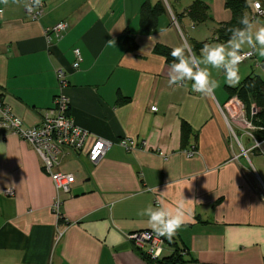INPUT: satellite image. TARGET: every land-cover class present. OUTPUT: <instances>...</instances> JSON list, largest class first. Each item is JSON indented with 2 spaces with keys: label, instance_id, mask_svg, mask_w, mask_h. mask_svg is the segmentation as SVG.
<instances>
[{
  "label": "crops",
  "instance_id": "0c3cea01",
  "mask_svg": "<svg viewBox=\"0 0 264 264\" xmlns=\"http://www.w3.org/2000/svg\"><path fill=\"white\" fill-rule=\"evenodd\" d=\"M143 1L42 0L44 14L32 20L27 0H0V102L26 127L38 125L60 92L62 68L70 112L90 132L87 147L66 152L56 167L75 176L58 216L54 182L35 148L0 128V264H154L137 250L147 246L128 235L152 230L140 213L157 199L174 209L184 198L191 211L164 256L178 249V264H264V139L255 145L256 130L246 126V111L236 116L237 95L229 91L250 75L264 77V57L241 63L235 86L213 70L220 87L211 95L191 82L169 85L171 64L156 46L219 44L216 30L233 12L227 0H204L212 18L196 24L186 11L194 0H163L157 28L145 31ZM246 1L248 14L254 1L264 4ZM60 21L68 28L49 45L45 31ZM252 21L264 26V15ZM126 36L135 49L126 48ZM75 47L83 54L77 70ZM97 138L115 144L93 164L88 147ZM121 138L143 139L146 147L126 151ZM190 148L197 151L191 157ZM11 187L14 195L3 193Z\"/></svg>",
  "mask_w": 264,
  "mask_h": 264
},
{
  "label": "built area",
  "instance_id": "2783aa9c",
  "mask_svg": "<svg viewBox=\"0 0 264 264\" xmlns=\"http://www.w3.org/2000/svg\"><path fill=\"white\" fill-rule=\"evenodd\" d=\"M253 9V17L257 18L264 15V4L262 2L254 1ZM44 11L43 2L42 7L34 11L26 8V12L32 20H38L44 14ZM67 28L65 21H60L54 26L47 28L45 36L48 44L51 45L55 41H60ZM73 53L75 60L72 67L77 70L83 62V54L79 47H75ZM253 57L254 54H250L242 63ZM56 76L60 92L55 96L53 105L43 112L41 122L38 125L26 127L23 120L13 113L10 106L0 102V128L5 130L6 133L20 136L33 145L42 160L44 169L50 174L54 182L56 195L53 209L60 216L62 214L63 196L71 193L72 185L75 183V176L71 173L58 171L56 167L61 164L66 152L70 150L82 152L87 147L90 132L77 124L70 112L71 101L66 93L69 85L66 71L62 68L57 69ZM232 102L238 105L240 110L244 111L245 105L238 96L233 97ZM152 110H157V107H152ZM256 112V108H252V114H256ZM245 122L250 130L258 129L248 118H246ZM252 137L255 140V145L260 147L262 143L256 140L254 134H252ZM117 143L126 151L146 147V141L143 139L121 138ZM114 144V141L106 138L94 140L88 147L89 161L97 164L105 157L107 151ZM184 152L190 157L197 153L196 149L191 148ZM3 193L14 195L15 190L12 187L5 188ZM128 237L138 246H147V254L150 257L154 259L164 257V251L168 246L165 237L157 236L152 230L135 231L129 234Z\"/></svg>",
  "mask_w": 264,
  "mask_h": 264
},
{
  "label": "clouds",
  "instance_id": "9594fccd",
  "mask_svg": "<svg viewBox=\"0 0 264 264\" xmlns=\"http://www.w3.org/2000/svg\"><path fill=\"white\" fill-rule=\"evenodd\" d=\"M25 7L34 11L42 7V0H27ZM229 31L230 36L225 43L205 44L199 55L192 53L186 43L173 49V62L168 72L169 85L180 87L191 82L193 91L211 95L220 87V82L213 76V70L223 72L224 83L227 85H237L240 82L241 63L250 54L264 57V26L257 27L245 13ZM108 44H115V40H108ZM187 201L190 200L182 199L173 209L157 200L155 207L150 205L140 214L149 218V225L157 236L171 240L187 222L186 214L191 211L186 207Z\"/></svg>",
  "mask_w": 264,
  "mask_h": 264
},
{
  "label": "trees",
  "instance_id": "16d2710c",
  "mask_svg": "<svg viewBox=\"0 0 264 264\" xmlns=\"http://www.w3.org/2000/svg\"><path fill=\"white\" fill-rule=\"evenodd\" d=\"M226 5L232 10L233 18L229 22L221 24L216 30V40L221 43H225L229 39L230 28L237 24L238 19L247 13L249 8L246 0H227ZM165 9L166 7L163 0L155 4L150 0H144L140 8L141 28L145 31L155 30L158 25L159 17ZM186 11L190 19L196 24L205 23L212 18L209 12V6L204 0H194ZM252 14H248V16L253 20L255 17H253ZM124 44L128 50L137 47L132 36H126L124 38ZM205 44H208V41L194 43L192 45V50L201 49ZM172 50L173 49L165 45H158L155 48V52L164 56L169 64L173 62L171 56ZM229 91L231 97L237 95L244 103L246 117L258 127V129L254 131V136L257 141H262L264 139V77L261 75H250L238 87H229ZM252 108H256V114H252ZM165 239L169 244L173 245L171 240ZM137 250L140 251L143 258L154 264H178L183 262L182 254H184V252H180L178 249H175L171 255L158 259L150 257L147 252H144L141 248H137Z\"/></svg>",
  "mask_w": 264,
  "mask_h": 264
},
{
  "label": "rangeland",
  "instance_id": "374dc122",
  "mask_svg": "<svg viewBox=\"0 0 264 264\" xmlns=\"http://www.w3.org/2000/svg\"><path fill=\"white\" fill-rule=\"evenodd\" d=\"M179 1L181 2V1H184V0H179ZM164 3H165V1H164ZM165 4H167V2H166ZM189 50L192 51L191 46L189 47ZM194 54L199 55V53H198L196 50H194ZM252 65H253V64H252ZM256 71H257V72H256L257 74H259V73H260V74L263 73V72H262V69L259 68V67H258V68L256 67ZM236 106H238V105H236ZM232 109H233V107H232ZM236 110H238V113H237V111L235 112V113L238 114V115H236V116H237L238 118H240V115H241L240 107L238 106V107L236 108ZM234 111H235V110H234ZM242 113L245 114V108H244V111H243Z\"/></svg>",
  "mask_w": 264,
  "mask_h": 264
}]
</instances>
